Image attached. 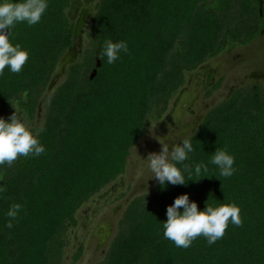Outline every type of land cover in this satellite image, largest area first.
Masks as SVG:
<instances>
[{
	"label": "trees",
	"instance_id": "trees-1",
	"mask_svg": "<svg viewBox=\"0 0 264 264\" xmlns=\"http://www.w3.org/2000/svg\"><path fill=\"white\" fill-rule=\"evenodd\" d=\"M234 1H103L94 26L95 49L101 58L104 42L111 39L126 41L128 51L112 64L101 58L92 79L88 69L94 66L95 50L70 65L37 134L45 151L0 164V264H52L60 258L67 223L75 226L85 201L124 171L148 115L153 121L164 117L186 85L185 70L260 36L264 0H239L237 7ZM69 4L48 0L38 23L18 22L12 28L9 42L19 44L29 58L19 73L6 67L0 75V117L9 118L11 100L28 117L34 114L41 88L73 42ZM188 138L195 151L178 166L206 165L205 177L165 188L159 182L151 192L157 202L135 199L107 264H264V84L237 90ZM217 150L234 157L230 177L211 163ZM184 175L187 181L188 172ZM182 194L201 210L206 202L234 203L242 223L229 220L224 235L212 244L200 235L189 247H177L164 236L163 221ZM14 204L21 207L13 219L7 213Z\"/></svg>",
	"mask_w": 264,
	"mask_h": 264
},
{
	"label": "rangeland",
	"instance_id": "rangeland-1",
	"mask_svg": "<svg viewBox=\"0 0 264 264\" xmlns=\"http://www.w3.org/2000/svg\"><path fill=\"white\" fill-rule=\"evenodd\" d=\"M103 1L72 0L70 5L71 15L77 19L84 14L86 21L84 33L77 41L78 49L83 47L76 62L84 58L87 50H95L94 66L88 69L90 79L101 65L99 52L95 49L94 26ZM237 1H234L235 7L238 6ZM55 69L56 65L46 85L41 88L32 117L25 115L22 106H16L14 100L6 112L8 117L16 113L36 136L45 125L57 91L67 80L68 75L61 80L59 73L51 81ZM185 79H189V88L181 95L174 113L157 121L151 119L152 113L148 115L143 135L130 148L124 171L112 179L109 186L97 192L95 198L85 201L77 213L75 226L67 223L68 228L61 237L62 245L58 246L60 258L55 256L52 264H107L112 244L122 230L124 216L132 202L138 198L157 202L151 192L160 181L149 166L150 155L161 153L166 144L171 162L174 148L198 131L214 107L231 98L239 89L256 83L264 84V26L260 36L250 43L207 56L193 69L185 70Z\"/></svg>",
	"mask_w": 264,
	"mask_h": 264
},
{
	"label": "clouds",
	"instance_id": "clouds-1",
	"mask_svg": "<svg viewBox=\"0 0 264 264\" xmlns=\"http://www.w3.org/2000/svg\"><path fill=\"white\" fill-rule=\"evenodd\" d=\"M47 8L48 0H0V75L6 67L14 73H19L29 58V53L22 50L19 44L13 46L9 42L12 28L18 22L26 21L29 25L38 23ZM122 51H128L126 41L113 42L108 39L104 42L100 55L102 59L107 58V63L112 64L119 59ZM44 151L45 148L39 143L34 131L20 120L16 113L7 119L0 117V164H12L18 156H27L30 153L39 156ZM194 151L192 140L185 138L181 145L174 148L171 156L173 162L168 160L166 144L161 153L150 155L149 166L155 172L162 188L168 183L187 184L189 180H196L192 179V176H198L200 179L205 177L203 173L207 172L206 165L196 164L183 168L178 166L188 160L189 153ZM211 163L218 166L221 176L230 177L235 172L234 157L226 150H217ZM185 171L189 174L187 181ZM3 191L4 188L0 187V193ZM20 207V204H14L7 215L14 219ZM229 220L235 225L242 223L240 208L236 204L215 205L206 202V207L201 210L195 201H190L188 194H182L167 208L163 234L177 247H189L200 235L205 236L208 243L212 244L224 235ZM12 226L9 221L7 227Z\"/></svg>",
	"mask_w": 264,
	"mask_h": 264
},
{
	"label": "water",
	"instance_id": "water-1",
	"mask_svg": "<svg viewBox=\"0 0 264 264\" xmlns=\"http://www.w3.org/2000/svg\"><path fill=\"white\" fill-rule=\"evenodd\" d=\"M71 2H72V0L70 1L69 7L67 8L66 13H67L68 17L70 18V20L74 22L73 42L64 51V53L59 57L58 62L56 64V69H55V72L53 74V77L51 78V81H53L54 78L57 77V75L59 73H61V75H60L61 80H63L64 78H66V76L68 75V70H69L70 65H72V64H74L76 62V60L79 58V55H80V53L82 51L81 49H82L83 46H81V48L78 49V47H77V41L80 40L82 34L84 33V26H85L86 21L84 19V14H81L77 19H75L71 15V7H70ZM97 16H98V12L96 14V18H97ZM95 21H96V19H95ZM188 88H189V79H187L186 85L183 86L180 89V91L178 92V94L176 95V97L174 98V100L172 101V104H170L169 109L165 113L163 120L165 118H168L170 115H172L174 113V111L177 108L178 101H180V99H181V95Z\"/></svg>",
	"mask_w": 264,
	"mask_h": 264
}]
</instances>
